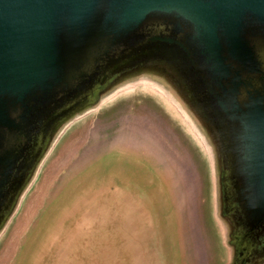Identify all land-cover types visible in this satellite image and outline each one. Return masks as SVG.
I'll use <instances>...</instances> for the list:
<instances>
[{
  "label": "rangeland",
  "instance_id": "374dc122",
  "mask_svg": "<svg viewBox=\"0 0 264 264\" xmlns=\"http://www.w3.org/2000/svg\"><path fill=\"white\" fill-rule=\"evenodd\" d=\"M142 23L119 56L112 24L88 50L103 53L96 83L41 133L0 219V264H264L263 114L246 73L196 10ZM147 33L146 60L122 64Z\"/></svg>",
  "mask_w": 264,
  "mask_h": 264
},
{
  "label": "water",
  "instance_id": "95a60500",
  "mask_svg": "<svg viewBox=\"0 0 264 264\" xmlns=\"http://www.w3.org/2000/svg\"><path fill=\"white\" fill-rule=\"evenodd\" d=\"M172 9L203 16L215 49L246 73L238 83L259 99L264 126V0H0V119L6 98L59 74L63 55L88 53L104 27L115 25L119 36Z\"/></svg>",
  "mask_w": 264,
  "mask_h": 264
},
{
  "label": "bare ground",
  "instance_id": "6f19581e",
  "mask_svg": "<svg viewBox=\"0 0 264 264\" xmlns=\"http://www.w3.org/2000/svg\"><path fill=\"white\" fill-rule=\"evenodd\" d=\"M149 21L150 20H147L146 22L148 23ZM144 22L145 20L143 21L142 25L144 24ZM153 22H156V20H154ZM137 26L138 23L130 25L126 29L127 31L118 36V39L116 41H111L112 44L115 42V48L119 46L116 50L113 51L115 54H113L111 58L117 57L123 51H128L130 49L127 43H122L125 37L122 41L118 42V40L125 36L126 33H129V31H131L132 29L137 28ZM151 35L153 34L147 33L145 35H142L141 37H138L141 41V45H143V43H150L148 41L152 39V37H154ZM146 45L138 47V49H136V51L132 53L134 56H132L131 54L130 59L124 60L122 64L128 63L126 65L130 66L135 61L146 60L145 55H148L149 52H151L150 48ZM102 55L103 53L97 56L98 62H94L90 69L87 70L81 78L76 77L71 79H62L59 74H54L55 76L51 74L48 77L39 78V80H35L33 82L30 81V84L26 86L25 91L22 94L24 96L19 102L22 110L17 115L20 122V131L21 137L23 139V144L14 152H12L9 160L0 172V219L9 208L8 199L10 198V196H12L11 193L17 186V183H20L21 172L25 170L28 165H31L33 163V157L40 149V139H42L41 133L46 131V127L48 126V124H50L51 121L55 122L59 119L65 118L72 111L77 110L81 106V103L83 102L82 100H84L85 98V93L88 92L89 89H91V85L93 83H96V78L98 75V72H96V68L97 65L102 61ZM58 70H61L60 67H58ZM90 123H92V120L86 122V124L84 125L85 130L88 129ZM81 130L83 132V129ZM56 165L57 163L54 162L53 169ZM111 170L113 171V173L120 172L117 166H112ZM100 173L93 176L86 183L76 189L69 196V198H77L81 190L94 184L95 179L100 176ZM69 198L61 207L59 214H57L58 217L64 209L65 205L68 203ZM57 215L53 216L52 222L56 220ZM252 244L253 242L246 243L244 239H241L240 245L243 249H245L246 246H250ZM253 250H255L253 249V247L251 250L247 248L245 249V252L246 254H249Z\"/></svg>",
  "mask_w": 264,
  "mask_h": 264
},
{
  "label": "flooded vegetation",
  "instance_id": "af4514ba",
  "mask_svg": "<svg viewBox=\"0 0 264 264\" xmlns=\"http://www.w3.org/2000/svg\"><path fill=\"white\" fill-rule=\"evenodd\" d=\"M96 53V52H95ZM82 53L81 55H63L59 62V75L62 79L81 78L97 61V53ZM99 59V58H98ZM21 98L9 97L5 99L4 115L0 119V172L9 160L10 155L23 144L18 113ZM7 120V121H6Z\"/></svg>",
  "mask_w": 264,
  "mask_h": 264
}]
</instances>
